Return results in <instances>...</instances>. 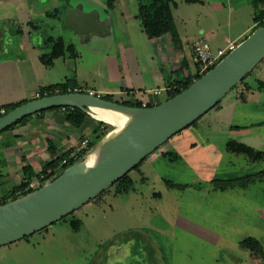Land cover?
Listing matches in <instances>:
<instances>
[{
    "label": "rangeland",
    "instance_id": "rangeland-1",
    "mask_svg": "<svg viewBox=\"0 0 264 264\" xmlns=\"http://www.w3.org/2000/svg\"><path fill=\"white\" fill-rule=\"evenodd\" d=\"M174 1L176 29L189 37L201 27L206 29L210 35L205 40L214 53L227 48L225 38L234 39L249 22L248 11L254 10L252 0ZM215 2L223 9L216 10ZM53 79L65 80L60 72ZM240 87L220 100L223 109L218 115H212V109L198 119L209 120L204 129L187 127L172 136L168 144L173 153L160 155L163 143L141 161L138 170L129 171L134 182L129 193H118L112 186L93 199L96 202L91 200L45 229L0 246V264H264V176L259 175L264 171V155L251 161L224 151L229 123L255 124L242 129L264 135V92L258 93L257 102L241 101L235 98ZM162 93L159 102L167 99ZM109 99L124 101L118 95ZM86 116L100 126L90 140L98 138L103 125L113 127L94 115ZM250 137L248 141L260 147ZM81 149L77 145L74 154ZM57 172L59 176L63 171ZM250 176V184L243 181ZM2 194L0 190V199ZM72 220L78 221L76 228ZM245 238L263 250L252 251L256 248L252 243L243 246Z\"/></svg>",
    "mask_w": 264,
    "mask_h": 264
},
{
    "label": "crops",
    "instance_id": "crops-1",
    "mask_svg": "<svg viewBox=\"0 0 264 264\" xmlns=\"http://www.w3.org/2000/svg\"><path fill=\"white\" fill-rule=\"evenodd\" d=\"M191 1L194 0L187 2ZM75 2L77 3L69 0H0V108L33 99L41 88L64 83L66 80L74 82L72 92L89 90L88 92H94L97 96L108 98L118 95L124 101L159 102V96L154 97L148 92H163L167 88H173L178 82L185 83L194 79L197 67L192 61V45L197 37L205 39L210 35L206 29L201 27L194 37H189L187 32L176 29L174 25L173 32L149 38L137 18L136 0H116L110 8L105 0ZM175 8L177 3L173 9ZM214 8L220 10L223 5L215 2ZM71 11L79 12L82 19H85L86 14H94L100 31L79 34L69 29L65 18ZM247 14L249 22L234 35V39L225 38L227 44L235 43L241 38V41L244 40L254 30L255 12L250 10ZM58 39L63 43L64 53L55 58L50 66H45L41 57L50 53L52 42ZM69 46L73 48V53L68 50ZM57 72L63 74L64 81H54L53 75ZM245 82L251 88L245 90L241 87L236 91L235 98L239 99V92L243 91L244 101L254 99L257 102L258 93L264 92V60ZM212 109L210 113L218 115L223 105L219 102ZM33 114L25 124L0 134L2 192L23 181L29 173L23 171L24 167L30 168L33 174L40 172L44 163L50 159L47 140L55 139V146L59 151L70 148L76 150V146L81 145L84 138L90 140L93 132L100 130L98 122L88 116L68 123L60 110L47 109L42 114ZM212 115L209 114L210 117ZM205 124L208 125L209 120H198L187 129H204ZM239 124L229 123V132L223 137L224 151L226 152V142L235 139L264 152V135L256 133L255 129L245 131L242 128L248 125ZM253 126L255 124L248 127ZM233 131L237 133L233 134ZM241 132L254 136V141L257 139L256 143L261 144L258 145L260 147L253 146L248 141L251 137ZM84 133L88 136L85 134L82 137ZM169 139L160 149V155L173 153V148L168 144ZM31 181L36 180L33 178ZM7 184L9 186L5 187Z\"/></svg>",
    "mask_w": 264,
    "mask_h": 264
},
{
    "label": "water",
    "instance_id": "water-1",
    "mask_svg": "<svg viewBox=\"0 0 264 264\" xmlns=\"http://www.w3.org/2000/svg\"><path fill=\"white\" fill-rule=\"evenodd\" d=\"M84 18L79 12L71 11L65 24L79 34L100 31L94 14H86ZM263 57L264 25L254 29L234 50L185 89L150 107L125 105L89 92L71 91L32 99L0 116L2 131L27 115L52 107H76L92 112L91 106H97L137 112L135 119L108 146L107 153L95 166L84 170L82 161L89 149L51 182L0 205V246L43 230L95 199L169 138L214 108ZM71 99L83 102L74 104L69 102Z\"/></svg>",
    "mask_w": 264,
    "mask_h": 264
},
{
    "label": "trees",
    "instance_id": "trees-1",
    "mask_svg": "<svg viewBox=\"0 0 264 264\" xmlns=\"http://www.w3.org/2000/svg\"><path fill=\"white\" fill-rule=\"evenodd\" d=\"M115 1L116 0H105L106 5L109 8L113 6V3ZM136 1H137V12H138L137 18L139 19L140 26L142 27L143 31L149 38L159 37L165 33L173 32L175 30L173 15H172V9L173 7H176V3L174 0H136ZM252 1L255 12L253 20L256 23L254 29H256L257 27L264 25V0H252ZM68 50L71 53H73V48L71 46L68 47ZM63 53H64L63 43L60 39H58L52 42L50 53L48 55H43L41 59L43 60L45 66H50L53 63V60L55 58L62 56ZM263 60L264 57L256 64L255 67H257L259 63H261ZM253 69L233 89L241 85V87H244L245 90H249L251 86L245 82L246 81L245 78L252 73ZM200 76L201 75H195L194 79H197ZM194 79H190L185 83L178 82L177 85L173 87L174 89L172 92L168 91L166 93L167 99L178 94L181 90L185 89ZM73 87H74V82L71 80H66L64 83L55 84L46 88H41L39 92L41 96H43L45 92L48 95H53L56 90L59 93H67V92H71L73 90ZM239 89H237L236 91H238ZM102 98L111 101L108 97H102ZM238 98L242 101L245 100L243 91L239 92ZM28 101H23L17 104L5 106L4 108H0V111L4 110L3 114H5ZM121 104L140 107V103L138 102L134 104L133 102L130 101H123ZM218 104H216V106H218ZM49 109L60 110L64 114L65 120L68 123H71L76 118H84L86 116V114L83 111H81L79 108L76 107H52ZM46 110L47 109L37 111L33 115L42 114ZM3 114L0 112V116H2ZM31 116L32 114L17 120L13 124L5 128L4 130L0 131V134L25 124V122ZM196 121L191 125H194ZM109 128H110L109 125L107 126L103 125L104 130H102V133L98 136V138L96 140H89L87 147L82 148L76 154H74V148L62 149L59 151L53 141L47 140L46 141L47 150L50 154V159L44 163L38 174H33L32 171L30 172V168L24 167L23 171L29 173H27L23 181H21L17 186H10L3 191V194L0 199V205H4L20 197H23L28 193L40 188L45 183L52 181L57 176L58 174L57 171L59 169L64 171L72 164H74L80 157H82L89 149H91L96 144V142L100 140L110 130ZM225 150L230 154L243 155L244 157L250 159L251 161H257V158H261V156L263 157L264 155L263 151L252 148L235 139H229L226 142ZM140 163H138L132 170H138ZM259 175L264 176V171L260 172ZM33 178L38 183V186L35 187V189L29 188V183ZM252 180L253 179L250 176V178H246L243 181L245 182L247 181L250 184V181ZM133 185H134L133 179L130 177L128 172L118 181H116L112 186H117L118 193H129L131 190H133L134 187ZM100 195H102V193ZM100 195H98L97 198H99ZM77 224L78 221L76 220L71 221V225L73 228H76ZM251 243H252V249L253 247H256L255 250L253 249L252 251L258 252V249L260 251L263 250L259 243L254 242V246H253V242L250 240V238H245L242 241V245L247 247H249L248 245H250Z\"/></svg>",
    "mask_w": 264,
    "mask_h": 264
},
{
    "label": "bare ground",
    "instance_id": "bare-ground-1",
    "mask_svg": "<svg viewBox=\"0 0 264 264\" xmlns=\"http://www.w3.org/2000/svg\"><path fill=\"white\" fill-rule=\"evenodd\" d=\"M69 102L80 104L83 101L80 99H71ZM91 108L95 118L113 127L84 156L82 161L84 170H88L102 160L107 153L108 146L124 132L137 116V112L132 111H119L97 106H91Z\"/></svg>",
    "mask_w": 264,
    "mask_h": 264
},
{
    "label": "built area",
    "instance_id": "built-area-1",
    "mask_svg": "<svg viewBox=\"0 0 264 264\" xmlns=\"http://www.w3.org/2000/svg\"><path fill=\"white\" fill-rule=\"evenodd\" d=\"M237 44L235 43H230L227 45L226 49H217L216 53H214L208 44V42L204 38L197 39L193 45H192V61L197 67V72L196 75H202L209 69H211L214 65H216L222 58H224L227 54H229L232 50L235 49ZM174 88H167L164 91L167 93L172 92ZM59 93L57 90L54 92V94ZM91 95H96L94 92H89ZM158 97L161 95L162 91L161 90H152L148 92V94ZM43 96H49L46 92L44 93ZM41 96L40 92L37 91L33 98H40L43 97ZM97 96V95H96ZM134 104L137 103V100L132 101ZM140 103V108H147L152 105L158 104L159 102L156 100L153 101H141L138 102ZM2 114L4 113V110L0 111ZM86 114L93 116L92 112L90 110H87L85 112ZM89 142L88 138H84L81 141V147L85 148L87 147ZM38 186L37 181H31L29 183V188L35 189V187Z\"/></svg>",
    "mask_w": 264,
    "mask_h": 264
}]
</instances>
